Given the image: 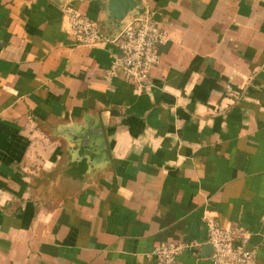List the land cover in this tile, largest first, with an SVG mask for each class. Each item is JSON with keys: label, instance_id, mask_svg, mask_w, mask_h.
<instances>
[{"label": "crops", "instance_id": "crops-1", "mask_svg": "<svg viewBox=\"0 0 264 264\" xmlns=\"http://www.w3.org/2000/svg\"><path fill=\"white\" fill-rule=\"evenodd\" d=\"M107 1L0 0V264H212L206 216L264 264V0H133L167 34L142 87L68 31Z\"/></svg>", "mask_w": 264, "mask_h": 264}, {"label": "built area", "instance_id": "built-area-1", "mask_svg": "<svg viewBox=\"0 0 264 264\" xmlns=\"http://www.w3.org/2000/svg\"><path fill=\"white\" fill-rule=\"evenodd\" d=\"M68 31L76 44L97 46L105 43L117 49L104 78L120 76L126 82L142 87L160 59L159 47L167 41L166 31L144 10L132 17L109 36L102 27L77 10L65 8ZM207 243L212 246V264H256V254L247 247L251 232L245 228L222 224L212 217H204ZM189 247L181 242H160L153 247L156 264H173L175 256Z\"/></svg>", "mask_w": 264, "mask_h": 264}, {"label": "water", "instance_id": "water-1", "mask_svg": "<svg viewBox=\"0 0 264 264\" xmlns=\"http://www.w3.org/2000/svg\"><path fill=\"white\" fill-rule=\"evenodd\" d=\"M107 9L110 15L112 33L116 32L123 24L132 17L143 13V8L133 0H108ZM203 256L211 255L212 246L207 243L202 245Z\"/></svg>", "mask_w": 264, "mask_h": 264}]
</instances>
